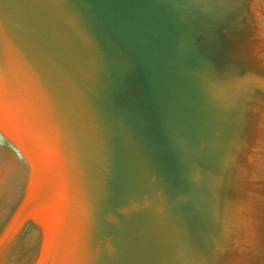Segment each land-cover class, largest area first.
I'll return each instance as SVG.
<instances>
[{
	"label": "water",
	"instance_id": "obj_1",
	"mask_svg": "<svg viewBox=\"0 0 264 264\" xmlns=\"http://www.w3.org/2000/svg\"><path fill=\"white\" fill-rule=\"evenodd\" d=\"M0 264H264V0H0Z\"/></svg>",
	"mask_w": 264,
	"mask_h": 264
}]
</instances>
